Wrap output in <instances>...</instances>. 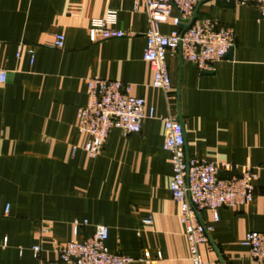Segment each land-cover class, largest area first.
I'll return each mask as SVG.
<instances>
[{
	"label": "crops",
	"instance_id": "obj_1",
	"mask_svg": "<svg viewBox=\"0 0 264 264\" xmlns=\"http://www.w3.org/2000/svg\"><path fill=\"white\" fill-rule=\"evenodd\" d=\"M174 17L171 12L159 25L161 34L175 29ZM196 18L232 27L234 47L211 73L198 72L179 51L167 54L168 103L142 60L144 0H0L6 75L0 83V264H69L59 260V249L92 235L97 225L108 228V251L133 264H191L180 208L168 190L170 155L162 148L161 119L170 111L181 119L188 156L258 175L249 206L220 209L218 222L209 211L200 213L212 227L199 247L201 259L257 264L240 243L246 233L264 232V21L254 5L218 0L202 1ZM102 24L125 35L98 38L91 30ZM56 34L65 38L61 50L52 48ZM93 77L127 84L131 96L145 101L146 115L154 109L137 134L111 130L94 159L83 151L88 138L77 132L76 117L86 104L85 80ZM74 220L88 222L76 236ZM145 251L153 262L139 261Z\"/></svg>",
	"mask_w": 264,
	"mask_h": 264
},
{
	"label": "built area",
	"instance_id": "obj_2",
	"mask_svg": "<svg viewBox=\"0 0 264 264\" xmlns=\"http://www.w3.org/2000/svg\"><path fill=\"white\" fill-rule=\"evenodd\" d=\"M205 0H144L147 16L145 47L142 60L149 64L152 73V87L163 91L169 103L173 97L166 56L180 52L182 60L193 65L200 73H211L215 65L222 61L234 47L235 33L232 27L221 26L210 18H195L186 30L182 26L188 24L198 4ZM223 4L240 6L254 5L258 11V20L264 21V0H218ZM171 12L175 17L171 25L175 28L170 34L163 35L159 25L168 21ZM101 39H119L125 34L121 30L106 28L103 24L91 30ZM65 38L61 34L53 36L52 48L61 50ZM22 46L17 47L16 57L20 55ZM25 52L32 55L30 48ZM6 79L5 72L0 70V83ZM86 104L78 108L77 132L86 135L88 140L83 151L89 158L98 157L113 129L120 131L122 136L137 134L141 131L145 118H154V109L145 113V101L133 97L129 86L119 81L103 80L93 77L85 80ZM164 129L162 148L169 153L172 164V177L168 190L172 200L180 208L178 216L184 228L188 243L191 264H213L204 262L199 254V247L208 243L211 226L204 225L200 220L202 211H209L213 221L218 222V211L222 208L235 209L251 204L255 183L258 175L253 168L240 167L234 169L226 162H209L188 156L184 149L182 124L171 111L161 119ZM76 147L72 148V153ZM9 206L5 207V213ZM87 220L72 222V233L78 234L81 226H87ZM144 225H150L151 219H143ZM46 230H43L45 232ZM108 228L97 225L92 235L82 241L69 240L58 251L61 262L69 264H133L131 257L110 253L105 246ZM241 246L249 251V255L257 264H264V232L246 233ZM37 258L41 248H31ZM21 252V251H20ZM160 254L157 259H160ZM153 262L149 252H143L139 260Z\"/></svg>",
	"mask_w": 264,
	"mask_h": 264
},
{
	"label": "water",
	"instance_id": "obj_3",
	"mask_svg": "<svg viewBox=\"0 0 264 264\" xmlns=\"http://www.w3.org/2000/svg\"><path fill=\"white\" fill-rule=\"evenodd\" d=\"M198 5H199V4H198ZM197 8H198V6H197ZM197 8L195 9L192 18L188 21V24H184V25L182 26L183 30H186V29L189 27V25H190V24L194 21V19L196 18ZM226 56H227V57H230V56H231V50L228 52V54H227ZM179 120H180V122H181V119H179Z\"/></svg>",
	"mask_w": 264,
	"mask_h": 264
}]
</instances>
